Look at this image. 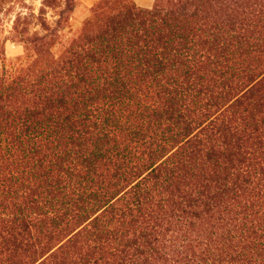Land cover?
<instances>
[{"label": "trees", "instance_id": "16d2710c", "mask_svg": "<svg viewBox=\"0 0 264 264\" xmlns=\"http://www.w3.org/2000/svg\"><path fill=\"white\" fill-rule=\"evenodd\" d=\"M77 6L0 60V264H264V0Z\"/></svg>", "mask_w": 264, "mask_h": 264}, {"label": "rangeland", "instance_id": "374dc122", "mask_svg": "<svg viewBox=\"0 0 264 264\" xmlns=\"http://www.w3.org/2000/svg\"><path fill=\"white\" fill-rule=\"evenodd\" d=\"M98 0H77L78 6L70 14L69 27L70 32L76 31L83 20L88 16V11ZM134 2L144 8H150L154 0H134ZM42 0H0V60L3 56L13 58L22 53V47L12 42V26L18 14L30 15L39 14ZM46 17L52 26L56 25L58 20L57 12L54 10L46 11ZM31 31L42 32L39 26L32 25ZM65 30L67 36L71 33ZM1 62V61H0Z\"/></svg>", "mask_w": 264, "mask_h": 264}]
</instances>
